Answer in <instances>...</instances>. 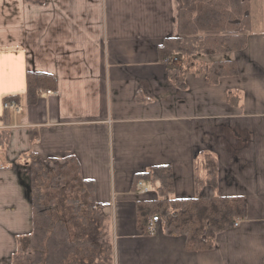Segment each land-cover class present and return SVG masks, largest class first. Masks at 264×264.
<instances>
[{
    "label": "crops",
    "instance_id": "obj_1",
    "mask_svg": "<svg viewBox=\"0 0 264 264\" xmlns=\"http://www.w3.org/2000/svg\"><path fill=\"white\" fill-rule=\"evenodd\" d=\"M41 1L0 0V130L9 136L0 146V264H12L33 230L29 151L80 162L104 230L112 225L111 264H264V0H248L246 46L228 55L238 73L211 84L190 68L184 87L158 48L178 36L182 0ZM29 72L54 75L56 87L29 102ZM208 160L218 165L214 188L196 183ZM165 164L174 196L243 197L244 216L212 249H186L161 222L154 233L139 229L135 202L157 198L159 183L142 179L145 192L135 174Z\"/></svg>",
    "mask_w": 264,
    "mask_h": 264
},
{
    "label": "trees",
    "instance_id": "obj_2",
    "mask_svg": "<svg viewBox=\"0 0 264 264\" xmlns=\"http://www.w3.org/2000/svg\"><path fill=\"white\" fill-rule=\"evenodd\" d=\"M248 5V0H182L178 36L165 38L158 47L160 60L174 56L181 60L180 64H170L167 72L176 86L186 85L185 72L201 56H217L198 64L211 84L238 73L236 61L228 55L246 46L250 26ZM26 79L29 102L37 100L40 90L54 89L57 85L55 76L47 72H29ZM235 95L230 92V99L237 98ZM8 140V132L0 130V146ZM23 157L30 172L33 230L19 239L12 264H94L96 256L108 262L112 257L111 243H106V235L97 231L98 224H103V215L100 221L99 216L93 215L102 214L96 205L95 183L82 175L80 162L69 156L62 162L47 163L35 151ZM205 165L207 177L200 180L198 176L196 183L214 188L218 185V165L214 160ZM173 175L168 164L135 174L134 187L142 179L159 183L157 198L135 202L139 229L150 233L147 229L150 220L158 215L167 235L185 237L186 249H212L217 233L232 228L244 216L243 197L174 196Z\"/></svg>",
    "mask_w": 264,
    "mask_h": 264
},
{
    "label": "built area",
    "instance_id": "obj_3",
    "mask_svg": "<svg viewBox=\"0 0 264 264\" xmlns=\"http://www.w3.org/2000/svg\"><path fill=\"white\" fill-rule=\"evenodd\" d=\"M179 58L177 56H174V57H169L167 59H164V61L168 64H172V63H175V62H178ZM42 90H40L41 92ZM47 93H51V91L49 90H46ZM5 108H13L15 110H21L22 109V106L19 105L18 102L14 101V100H6L4 102V105H3ZM139 187L142 188V190H144L145 192H148L149 188L147 186L144 185V183L142 181H139ZM158 222H161V218L160 216L158 215H153L151 220H150V223H149V227H147V229L149 230L150 233H154L156 231V224H158ZM236 224H238V222H236ZM235 224V225H236Z\"/></svg>",
    "mask_w": 264,
    "mask_h": 264
},
{
    "label": "rangeland",
    "instance_id": "obj_4",
    "mask_svg": "<svg viewBox=\"0 0 264 264\" xmlns=\"http://www.w3.org/2000/svg\"><path fill=\"white\" fill-rule=\"evenodd\" d=\"M179 60V59H178ZM175 63H177V64H180L181 63V60H179L178 62H175ZM199 63H201L200 61H198V62H196V64H194L193 66H191L192 68H196V67H198V64ZM149 188V187H148ZM68 205V204H67ZM65 206V207H67L69 210H71L70 208H69V206ZM68 213H69V211H68ZM92 214V213H91ZM69 215V214H68ZM94 216H99V221H100V219H101V216L103 215V214H98V213H95V214H93ZM101 215V216H100ZM104 219V218H103ZM102 219V221H103V224L101 223H99L98 225V227H97V231H100V232H102V234L103 235H106L105 236V241H106V243H108V242H112V225H111V228H110V230H109V228L107 227V225H105V230H104V220ZM112 223V222H111ZM100 227V228H99ZM110 240V241H109ZM110 242V243H111ZM102 244V243H101ZM111 246H112V243H111ZM103 252H105V251H102L101 253L102 254H104L105 255V253H103ZM88 256V255H87ZM94 257V256H93ZM94 260H95V263L94 264H106V259L105 260H103L102 259V257H97L96 256V258L94 257ZM112 263V261H111V259L107 262V264H111Z\"/></svg>",
    "mask_w": 264,
    "mask_h": 264
}]
</instances>
